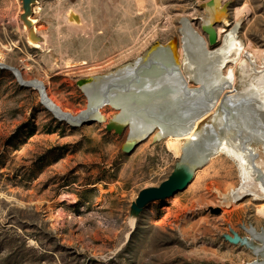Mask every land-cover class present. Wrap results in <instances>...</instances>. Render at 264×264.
I'll return each mask as SVG.
<instances>
[{
  "label": "rangeland",
  "instance_id": "374dc122",
  "mask_svg": "<svg viewBox=\"0 0 264 264\" xmlns=\"http://www.w3.org/2000/svg\"><path fill=\"white\" fill-rule=\"evenodd\" d=\"M222 1L230 2V18L216 25V46L237 24L234 42L246 64L244 71L228 64L222 77L234 74L236 90L250 84L264 109V93L253 78L264 80V0ZM199 3L37 0L32 17L43 41L40 50L30 48L17 29L21 1L0 0V42L16 43L0 59V264H244L254 259L220 238L228 224L239 234H244L240 223L264 229V196L225 205L227 194L244 180L233 147L223 145L182 191L147 204L132 218L130 205L139 192L167 180L185 152H175L171 137L153 141L152 134L123 153L121 146L136 127L127 123L119 135L106 131L118 109L104 105L101 120L70 125L44 106L34 83L43 84L46 98L78 112L88 105L80 81L111 78L127 69L136 73L156 46L173 44L176 65L183 69V19L208 48ZM71 12L78 25L68 23ZM184 89L198 87L186 81ZM212 117L198 131L207 130ZM256 145L248 148L260 169L264 154Z\"/></svg>",
  "mask_w": 264,
  "mask_h": 264
},
{
  "label": "bare ground",
  "instance_id": "6f19581e",
  "mask_svg": "<svg viewBox=\"0 0 264 264\" xmlns=\"http://www.w3.org/2000/svg\"><path fill=\"white\" fill-rule=\"evenodd\" d=\"M36 4L37 1L31 6L32 15L38 13L34 7ZM32 15L27 17L29 25L21 21L22 26L17 29L22 35L25 34V41L30 48L42 50L43 41L36 33L37 22ZM229 18L228 11L222 12L217 17V25H224ZM202 19L204 20L203 17ZM67 21L73 26L79 23L78 16L73 12L68 14ZM181 24L184 26L182 35L186 55L183 69L176 65L173 44L169 47L156 46L147 55L144 54L136 73L127 69L111 78L88 79L81 85L80 89L88 98L85 110L72 112L46 98L42 90L43 84L34 81L42 91L41 101L54 116L74 126L101 120L104 105L118 109L119 113L108 122L112 121L123 129L127 123L136 127L133 132H129L125 141H130L133 137L144 141L152 134L153 141L171 137L170 145L176 153L185 152V156L180 159L190 164L192 169L203 167L223 145L228 144L238 154L244 170V180L239 188L227 194L228 202L225 205L237 203L250 195L264 196V159L258 169L254 154H250L253 152L248 148L252 143L260 145L264 154V109L250 84L236 90L235 85L239 81L234 74L222 77V70L230 63H236L243 71L246 69V64L239 55V45L234 42L238 25L227 29L222 39L219 36L221 42L218 46L208 49L190 29L188 20L183 19ZM14 47L16 43L6 46L0 42V59L4 57L3 51H11ZM244 57L257 73L254 59L247 54ZM83 64L84 62L80 63ZM22 67L27 68L25 64ZM239 71L238 69V74ZM253 78L264 93V80L257 74H253ZM18 81L31 86L20 78ZM186 81L193 82L198 89L186 91ZM211 116L209 128L198 131L197 126ZM131 143L130 146L134 149L135 142L132 140ZM248 160L254 164L248 163ZM241 175L240 173V178ZM130 217L135 216L130 214ZM256 238L257 249L264 247V232ZM259 258L264 261V248Z\"/></svg>",
  "mask_w": 264,
  "mask_h": 264
},
{
  "label": "water",
  "instance_id": "95a60500",
  "mask_svg": "<svg viewBox=\"0 0 264 264\" xmlns=\"http://www.w3.org/2000/svg\"><path fill=\"white\" fill-rule=\"evenodd\" d=\"M22 13L19 16L20 21L29 25L27 17L31 14V6L37 0H20ZM198 8L203 12L200 20V29L203 34L206 35V44L209 48H214L218 44V34L215 29L217 23V17L222 13L228 11L230 2H224L222 0H199ZM40 39V37H39ZM41 40V39H40ZM175 42V41H174ZM89 78L80 81L79 86L83 85L88 81ZM23 85V84H22ZM106 131H114L115 134H121L123 128L116 125L114 122L109 121L105 125ZM155 129V128H153ZM139 134H136V136ZM132 140L135 142V146L142 142V140H137L133 137ZM125 141L121 146V151L123 153H131L134 149L131 148V142ZM191 144V142H190ZM196 169H192L191 165L185 163L180 159L174 169L172 170L170 176L167 180L162 182L156 188H147L139 192L137 198L130 205V214L137 216L142 209L149 203L153 201H160L173 196L175 193L182 191L192 180L193 174ZM237 227L244 233L239 234L235 231L229 224L227 225V233H224L220 238L238 248H243L249 251L254 259L250 262H245L244 264H264L263 259L259 258V254L262 252L263 248L257 249L258 240L256 237L260 234L259 232H264L261 228L257 230L251 223H240Z\"/></svg>",
  "mask_w": 264,
  "mask_h": 264
}]
</instances>
